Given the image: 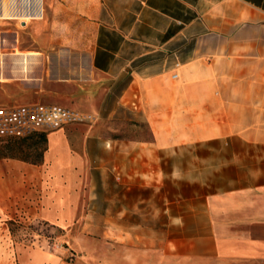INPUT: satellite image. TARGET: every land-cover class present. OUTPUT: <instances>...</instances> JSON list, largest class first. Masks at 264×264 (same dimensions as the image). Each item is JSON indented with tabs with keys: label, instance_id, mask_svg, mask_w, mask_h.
Returning a JSON list of instances; mask_svg holds the SVG:
<instances>
[{
	"label": "crops",
	"instance_id": "obj_1",
	"mask_svg": "<svg viewBox=\"0 0 264 264\" xmlns=\"http://www.w3.org/2000/svg\"><path fill=\"white\" fill-rule=\"evenodd\" d=\"M1 23L34 33L36 50L0 52V106L56 105L96 121L47 133L40 164L0 156V229L32 205L58 226L83 208L123 224L130 213L144 217L146 191L154 200L175 171L164 161L195 146L185 173L199 161L202 179L185 187L202 194L199 211L169 202V226L187 227L180 247L170 239V257L264 264V0H0ZM59 27L74 40L43 39ZM23 53L29 60L18 64ZM193 69L199 99L174 84ZM178 107L186 115L177 141ZM126 121L147 122L152 140L105 130ZM152 215L160 219L155 205ZM198 219L205 226L190 233Z\"/></svg>",
	"mask_w": 264,
	"mask_h": 264
},
{
	"label": "rangeland",
	"instance_id": "obj_2",
	"mask_svg": "<svg viewBox=\"0 0 264 264\" xmlns=\"http://www.w3.org/2000/svg\"><path fill=\"white\" fill-rule=\"evenodd\" d=\"M5 22V21H4ZM20 27H18L19 29ZM10 24H0V45L5 48L0 49L2 53L13 51V45L19 50L28 51L36 50L34 41L36 36L32 32H13ZM54 32L53 37L44 35V40H57L66 44L74 40V34L67 32L66 27ZM21 30V29H19ZM5 44V45H4ZM28 53L21 54L18 64L25 60L28 62ZM22 66V65H21ZM197 73V74H196ZM199 69L188 71L186 79L179 78L174 80L179 88L184 89L187 94L193 95V98L199 99L200 80ZM6 87H0V92H6ZM182 103L179 99L178 105ZM158 105H155V109ZM177 121L173 124L172 137L181 140L184 139L185 132L183 129V119L186 113L182 107L177 108ZM89 114V113H86ZM123 117L128 115L123 111L120 112ZM156 117L167 119L168 114L156 111ZM195 115V113H192ZM190 115V114H189ZM199 120V112L196 113ZM109 133L115 136L127 137L130 139L152 140L153 132L147 122L134 124L131 121L123 123L108 124L105 128ZM158 132V129H155ZM161 132L167 131L161 128ZM176 133V134H175ZM21 138V137H20ZM6 139V138H3ZM6 142H0V156L12 154L6 147ZM41 149V148H40ZM40 149L24 150L18 155L22 158L34 160L38 158ZM176 160L164 161L167 170L175 167L173 175L169 176L168 183L161 194L151 192L145 193L146 199H151L145 203V215L140 217L135 213H130L125 224L121 223V218L110 219L106 217L105 210H92L88 208L80 209L77 219L70 224L58 226L42 221L36 217L37 208L32 205L31 208L22 214L21 218L13 214L6 220H2L0 229V264H211V261L205 260H184L170 257V247H175L174 242L170 244V239L177 237L181 239L176 242L178 247L185 241L182 240L186 234L187 227L173 225L169 226V202L177 212L184 214L185 210L193 207L194 213H198L201 202V193H193L192 190H186L185 182L191 180L201 181L198 175L199 161H193V167L190 175H186L185 169L187 164L192 161H186V154H196V147H180L176 150ZM191 169V167H189ZM197 173L195 176L194 174ZM172 181L177 184L176 192H173ZM171 182V183H169ZM171 184V185H170ZM171 189V193H169ZM153 205L155 211L160 209V219L153 217ZM187 207V208H186ZM136 210H130V212ZM91 215V216H89ZM89 216V217H88ZM198 216V215H197ZM199 218V216H198ZM160 220V223H156ZM201 222V219H198ZM204 220L201 223L188 227L190 233L204 227ZM185 232V233H184ZM220 264H234L233 262ZM236 264V263H235Z\"/></svg>",
	"mask_w": 264,
	"mask_h": 264
},
{
	"label": "built area",
	"instance_id": "obj_3",
	"mask_svg": "<svg viewBox=\"0 0 264 264\" xmlns=\"http://www.w3.org/2000/svg\"><path fill=\"white\" fill-rule=\"evenodd\" d=\"M178 78L177 74L173 75ZM96 116L56 105L0 106V139L50 133L70 125L91 124Z\"/></svg>",
	"mask_w": 264,
	"mask_h": 264
},
{
	"label": "trees",
	"instance_id": "obj_4",
	"mask_svg": "<svg viewBox=\"0 0 264 264\" xmlns=\"http://www.w3.org/2000/svg\"><path fill=\"white\" fill-rule=\"evenodd\" d=\"M6 142V147L12 151V154H4L2 158H12V159H20L32 164H40L43 161V156L45 151L47 150V133L43 132H36L30 134L26 137H11L6 139H0V142ZM41 148V149H40ZM33 149L38 150L40 152L38 154V158L34 160H29L20 157L18 154L22 153L24 150Z\"/></svg>",
	"mask_w": 264,
	"mask_h": 264
}]
</instances>
